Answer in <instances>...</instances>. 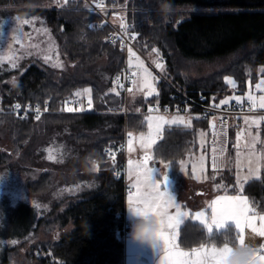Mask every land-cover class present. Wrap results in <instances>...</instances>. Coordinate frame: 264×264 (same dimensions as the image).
Returning a JSON list of instances; mask_svg holds the SVG:
<instances>
[{
    "label": "trees",
    "instance_id": "obj_1",
    "mask_svg": "<svg viewBox=\"0 0 264 264\" xmlns=\"http://www.w3.org/2000/svg\"><path fill=\"white\" fill-rule=\"evenodd\" d=\"M41 1L55 2L0 0V10L17 9L26 15H42L57 35L68 66L58 69L39 59H32L13 85L3 82L5 77L0 76V98L5 106L14 102L48 100L56 111L42 115L39 121L32 118L21 120L2 111L0 120L9 122L14 128L20 126L21 132L27 129L32 134L37 132L34 137L37 138L36 143L32 137L29 139L34 140L35 145L27 146L32 164L45 158V144L50 142L48 137L52 130L56 131H52L56 138H65L73 167L68 165L69 169H66L67 165L51 162V168L43 169L37 178L28 181L31 193L43 197L55 185L70 179L71 182L76 181L77 178L84 179L87 186L53 201L51 209L39 217L29 202H19L13 212L16 219L18 216L24 219L21 227L27 230L13 232L11 238L8 237L12 241L13 237L21 238L19 244L11 245L9 242L0 246V264H8L10 254L27 242L25 236L33 234L40 226L52 228L57 224L63 227L68 223L73 228L62 231L53 240L38 241L36 244L37 250L47 252L40 257L41 264H50L51 257L54 258L51 264H124L125 242L116 232L122 227L123 217L118 216L116 211L125 208V174L116 177L111 170L122 168V146L126 133L146 128V123L141 124L144 114L130 112L125 115L122 112L124 94L120 91L119 96L115 93L105 95L112 88L113 77L124 65L125 55L119 46L106 41L107 25L104 28L88 27L89 24L97 25L100 17L86 9L84 0H69L63 7L56 2L52 6H42L38 4ZM169 2L173 11L164 15L159 10V0H127V16L134 23L135 45L143 53L153 56L157 54L152 49H158L165 73L174 84L190 95L201 94L207 102L217 103L231 91L225 82L226 76L233 77L237 82L238 92L246 90L249 80L250 83L255 82L259 67L264 65V0ZM186 6L202 10L191 11L178 20L176 10ZM189 61L208 62L215 64V68L203 74H186V62ZM249 68L250 75L247 72ZM87 86L92 89L91 109L83 112L64 110L68 98ZM157 88L158 98L174 100L169 84L161 80ZM144 101L143 95L134 94L128 99V107L134 109ZM38 122H41L40 127L36 125ZM200 131H206V121L202 118L193 119L189 129L165 126L163 138L154 146V157L167 162L175 161L171 164V174H177L179 161L188 153L198 151ZM261 133L264 137L263 124ZM39 134L43 136L39 138ZM28 138L24 133L20 136V139ZM104 146L112 148L114 155L105 154ZM228 154L230 156V146ZM91 160L98 168H83ZM219 171L217 179L234 181V172L229 165ZM56 173H63V176L55 180ZM260 176V180L245 183L243 192L251 205L263 213L264 170ZM49 217L53 218L50 220ZM236 231L234 225H228L208 233L198 223L187 222L181 226L179 243L183 248H193L201 243L218 245L225 235H234Z\"/></svg>",
    "mask_w": 264,
    "mask_h": 264
},
{
    "label": "rangeland",
    "instance_id": "obj_2",
    "mask_svg": "<svg viewBox=\"0 0 264 264\" xmlns=\"http://www.w3.org/2000/svg\"><path fill=\"white\" fill-rule=\"evenodd\" d=\"M127 1V0H126ZM62 2V0H61ZM39 5L42 6H52V4H56L55 2L51 1H45L42 3L39 2ZM30 5V4H29ZM17 9H6V10H0V49L3 50L4 55L9 54V45L11 46V51L14 52V59L16 60L18 67L11 68V65L7 60L3 62V65L0 66V76L5 77L3 82L9 83L13 85L12 81L13 78L16 79L20 72L23 71L26 64L32 60V59H39L40 61H43L44 55H51L53 58V61H55L56 56L58 54L59 60L63 63V68L58 69H66L68 66L67 59L63 56L61 52V47L59 43V39L57 35L53 32L51 27L47 24V21L45 18L38 14V13H31L29 15L20 13L19 11H16ZM194 10H202L201 8L196 7H181L180 9H177L178 12V20L181 19L183 16L188 14L191 11ZM36 18V19H33ZM28 19L32 20L33 22L29 25H23L22 31L25 34L23 37V40L21 43L25 45L24 48L21 47L20 43H17L14 39L15 33L13 32V29L23 20ZM47 28L49 30L48 34H45L43 31H37V29H43ZM52 44L54 47L52 48L51 52L47 51L48 46ZM32 45H39L38 48L32 47ZM137 47V46H136ZM138 48V47H137ZM139 49V48H138ZM140 50V49H139ZM141 51V50H140ZM142 52V51H141ZM28 53H31L29 55ZM142 54L148 58L152 63L154 60H157V56H153L150 53H143ZM160 57V56H159ZM141 60L144 61V64L146 67H148L155 76L159 77L158 82L161 80L164 81L166 84H168L167 80H170L169 77L165 72H161L158 68V71L151 68L145 60L140 57ZM158 62H162V58L160 57ZM127 63L129 65V59L127 60ZM51 65L50 63H47ZM155 64V63H154ZM188 73L190 75H197V74H203L210 70H213L215 68V64H211L208 62H202V61H189L186 62ZM264 67V65L259 67V75L258 78L255 80L254 83H250L251 81H248L247 88L243 92H238L237 88H233L230 85L231 93L227 94L223 99L232 97L234 95H240L245 96L246 93L251 91L253 95L260 96L264 95V85L261 86V89H257L256 85L260 84L262 80H264V72H261L260 69ZM133 72H137V69L135 67V59L133 58L132 66L130 67ZM187 72V71H186ZM190 72V73H189ZM9 73V74H8ZM8 76L6 77V75ZM231 77V76H226ZM233 79V77H231ZM134 79L139 81V76H134ZM156 83V87L157 84ZM172 82V81H171ZM136 86H131V88L134 90ZM84 88H90L89 86ZM84 88L80 89L83 90ZM112 88H114L112 86ZM110 88V89H112ZM77 92V91H76ZM134 91L132 93H129V100L132 97ZM85 98V100L88 101L87 95H81ZM128 100V99H127ZM151 100H148L149 102ZM146 101L142 102L145 103ZM129 103V102H128ZM127 103V104H128ZM149 113H145V115H148ZM152 115H165L168 118H171L173 115H182L186 118L188 116H194V114L189 112H175V113H151ZM260 116V115H256ZM252 117V116H249ZM38 127L41 126V122H38L36 124ZM20 126H16V128L12 127L11 124L7 121L0 120V241L3 243H0L1 245H6L9 242L11 243L12 240H8V237L11 238L13 232H20L24 229L22 224L24 223L21 217L18 216L16 219L15 213L13 212V208L21 201L29 202L35 209L37 217L45 214L49 209H51L52 202L58 199H61L64 195L68 193H75L78 190L85 189L86 183L84 179H80L76 181H72L71 179L67 182H62L59 185H55L45 196H41L40 194L37 195L36 193H31L29 191V187L27 185L29 180L35 179L39 176L41 171L43 169H49L51 168V162L52 163H58L62 166H65L66 169H69L73 167L72 160L69 159V153L67 151V147L65 145V138L61 136V138H56L55 134L53 135V132L51 131L49 133L48 141L50 142L45 144V158L41 161L38 160L37 163L32 164L30 157H29V147L28 145L31 144V147H33L35 144H33L35 139L34 137L37 136V132L29 131V129L25 130L24 132H21ZM243 129L242 138L239 141V147H235L237 144L236 139V133L241 131ZM249 131L251 132V135H249ZM146 133L147 132V125L144 130L141 131H128L126 133V140L122 146L123 149V160L121 162V166L124 169L125 173V179L127 185L132 188V184L134 182V177H129L128 175V160H140L144 155V150L141 148L140 144L136 141V137L140 135V133ZM24 133L25 136H29L28 139H20L21 134ZM58 133V132H57ZM128 133H132L133 135V145L132 148L134 151L128 150L127 141L129 139ZM201 133L203 131L199 132V149L196 152L188 153L183 159V161L186 162V167L183 171L180 169V163H179V171L177 174H171V166L168 169H165L163 164H157V166L160 168L161 175L166 172L167 174V180L162 187H167L168 190L176 195L177 201L181 203L182 205H186V208L183 210L195 212L200 210H207L209 208V202L216 198L218 195H237V194H244V192L240 191L239 186L236 184V178L237 174L240 175V177H244L249 175V168H252L253 171L256 170L257 167H259L261 175L262 171L264 170V137L261 134V128L260 125L257 127L256 125H253L250 129L247 124L243 123L242 125L235 129H231V153L228 158V165L232 168L234 172V181H227L226 179H222L219 182H216L212 179L213 176L218 178L220 176L219 170L216 171H209L208 167V161H209V154L208 149L206 148V136L204 135V144L201 146ZM257 133H259V141L256 143L255 153L256 155H259L262 157V159L259 161V164L256 161L255 156L252 157V162L249 164V158L248 153L250 151L249 148L245 147V144H251L252 143V137L256 136ZM32 134V135H31ZM43 136L39 134V138ZM52 136V137H51ZM32 137L31 140H29ZM50 138V139H49ZM22 140V141H21ZM37 138L35 139L36 143ZM21 141V142H20ZM32 141V142H31ZM105 147V146H104ZM66 149V150H65ZM237 152H240L241 155L239 157V166L237 165ZM49 154L56 156L55 160L48 159ZM68 155V156H67ZM203 155L205 157L204 160V168L205 171L203 173H200L197 171L195 175H199L201 177L200 180H197L193 174L192 171V164L197 160L198 157ZM68 158V159H67ZM180 160V161H181ZM155 161H161V159H158L155 157ZM164 161V160H163ZM179 161V162H180ZM70 163V164H69ZM88 165L83 167L87 168L89 170H96L98 166L96 167L93 164V161L87 162ZM164 163H168L167 161H164ZM69 165V167H68ZM63 176V173H56L54 174V179L59 180ZM208 177L207 179H204V177ZM154 179L160 180L163 179L160 177L159 172L155 171L153 172ZM172 183L171 186H169ZM219 184L222 187L217 188L216 185ZM193 185H197L199 187H204L208 191L206 193H197L194 197H192V193L196 191V189L193 187ZM244 187V186H243ZM235 188V191L233 189ZM131 194H135V189L132 188ZM130 193L126 194L125 199V207L128 204V197ZM36 205H39V208L36 207ZM126 211L129 218L131 217L129 214V211L126 207ZM174 211V210H172ZM210 211V210H209ZM258 215H264L263 213H258ZM50 220L53 217H49ZM228 225H234V221H226L225 225L220 227L219 229H224ZM260 225V221L257 220V226ZM73 228V225L71 223H68L66 226L58 227L56 224L52 228H45L44 226H40L36 232L30 233L29 235H26L25 238L27 239L26 243L20 245L16 250H14L10 254V260L8 264H41L40 263V257L45 256L47 252L37 250L35 248L38 241L43 240H53L55 237L59 235L62 231H67ZM215 226H213V231L219 230ZM31 230V229H29ZM129 230L127 231V233ZM127 233L124 238V264H149V262L153 264H159L160 259V252L159 247L156 249L147 248V247H141L137 245L136 243L132 242L131 240L127 239ZM245 240L249 244L253 245L254 248H260L262 244H264V237L257 235L255 232L252 231L251 228L245 229ZM21 239V238H20ZM18 238L13 237V241H16L15 244H19ZM12 245V243H11ZM51 263L54 262V258H50ZM50 263V264H51Z\"/></svg>",
    "mask_w": 264,
    "mask_h": 264
},
{
    "label": "snow or ice",
    "instance_id": "obj_3",
    "mask_svg": "<svg viewBox=\"0 0 264 264\" xmlns=\"http://www.w3.org/2000/svg\"><path fill=\"white\" fill-rule=\"evenodd\" d=\"M58 6L63 7L64 5L68 4L69 0H55ZM86 9L88 5H85ZM96 8L103 11L104 5L103 0L100 3L96 4ZM90 10V9H89ZM36 19V18H33ZM33 21L25 19L21 21L14 29L13 32L16 34L14 39L17 43L21 44V47L24 48L25 45L21 43L24 37V33L22 31L23 25H29ZM104 25H95L89 24L88 27L90 29L93 28H102ZM121 29L124 31L125 35L128 34V29L130 27L134 28V25H127L124 21V18H121L120 23ZM37 31H43L45 34L49 33L47 28L37 29ZM2 34V33H0ZM131 39H136V35L133 34ZM112 43H115V38L112 39ZM123 46V45H122ZM32 47L38 48L39 45H32ZM54 45L50 44L48 46L47 51L51 52ZM9 54L4 55L3 50L0 49V66L3 65V62L7 60L11 65V68L18 67L16 60L14 59V52L11 51V46L9 45ZM152 52L157 54V60H154L156 68H158L161 72H165V65L162 62H158L159 57V50L156 48L152 49ZM31 55V53H28ZM129 54V66H132L133 58L135 59V67L137 72H133L132 76H139V81L133 79L131 82L134 86H136V91L138 93H143L144 99L147 102L148 98L155 97L157 98V104L155 107L151 105L147 108L148 115H145L141 124L147 125V132L140 133L138 137H136V141L140 144L141 148L144 150V155L140 160H128V175L129 177H134V182L132 184V188L135 189V194H131L128 197V204L127 206L137 212V213H153L157 217H159L160 223V230H159V252H160V259L159 264H218V257L225 251L226 249H221L215 243H201L198 247H193L189 251H186L181 248L179 243V236H180V229L181 226L185 225L187 222L198 223L203 228L207 229L208 233L213 231V226L217 229L225 225L226 221H234L235 227L237 231L234 235H225L223 239L227 242L236 243L239 242L243 244L245 242V229L251 228L253 232L257 235L264 237V215H258L257 209L253 207L248 199V197L237 194V195H218L215 199L209 202V208L207 210H200V211H187L183 210L186 208V205H182L177 201L176 195L172 194L168 188L162 187L167 180L166 172L161 175L160 168L157 164H163L165 169H168L172 162L169 161L168 163H164L163 160L155 161V157L153 155L154 146L157 145L158 140L163 138L162 132L165 126L169 128L176 126V127H183L184 129H189L192 127V120L193 119H201L200 116H188L187 118L182 115H173L171 118L166 117L165 115H152L153 112H159V104H158V96L159 92L156 87V83L159 80L158 76H155L153 72L145 66L144 61L140 59L139 56L132 50L131 47L128 48ZM44 62L50 63L53 68H63V63L59 60V56L57 54L55 61L51 55H44L43 56ZM261 72H264V67L260 69ZM249 75L251 74V69H247ZM120 77L117 76L115 83L120 87L123 88L124 85L119 83ZM226 84L230 85L233 88H236L237 82L232 79L231 77H225ZM12 83H15V78H13ZM264 85V80L261 81L260 84L256 85L257 89H261V86ZM127 91L129 93L133 92L132 88H128ZM92 89L91 88H84L83 90H77L75 93L76 96L87 95L88 97V106L91 108L92 105V98H91ZM110 93H115V95L119 96L120 93L114 87L109 90V93H105L108 95ZM234 100L235 103L239 106L242 105L245 100L249 103L250 107L248 111H253L255 109H264V95L256 96L249 91L245 94V96L234 95L232 97H228L225 99L220 100L219 104H213L212 107L219 108L223 105H228L230 101ZM47 103V102H46ZM15 111H19L21 109V105L19 103L13 106ZM68 112H83L86 109L81 106L79 108L68 107L66 109ZM2 111V109H0ZM36 115L35 119L39 121L41 119V113L39 110V105L36 106ZM47 111V108H45ZM112 111V109H109ZM137 112L140 109H136ZM187 111V110H185ZM164 112L167 113L168 109L165 108ZM22 118H27V110H25V115ZM206 118V117H205ZM261 121H264V116H245L244 123L248 125L249 129L256 125L259 127ZM210 126L215 129V124L212 123ZM243 129L236 133L237 144L235 147H239V141L242 138ZM251 135V132L248 133ZM201 146L204 144V133H201ZM213 135L216 137H220L222 135H226V132L223 129L220 132L213 131ZM128 150L134 151L132 148L133 145V135L132 133H128ZM259 141V133L256 136L252 137L251 144H245L244 146L249 148L250 151L248 153L249 164L252 162V157L255 156L257 163L262 159L261 156L256 155L255 148L256 143ZM227 143V141H224ZM264 143V142H262ZM213 171H216L222 165L217 163V149L213 148ZM105 152H110V149H105ZM225 152L224 148L219 149L220 156H223ZM114 155V153H110ZM241 153L237 152V165L239 166V157ZM48 159L55 160L56 156L49 154ZM204 160L205 157L201 155L197 158V160L192 164V171L197 180H200L201 177L199 175H195L197 171L203 173L205 171L204 168ZM180 169L183 171L186 167V162L181 160L180 162ZM95 165V161H93ZM113 164H115V159H113ZM158 171L160 177L163 179L157 180L153 177V172ZM260 169L259 167L253 171L252 168H249V175L240 177L237 174L236 184L239 186L240 191H243V186L245 183H248L251 180H260L261 176L259 174ZM119 175V173H117ZM208 177H204L207 179ZM213 180L216 179L215 176L212 177ZM217 188L222 187L221 185L217 184ZM235 191V188L233 189ZM39 208V205H36ZM174 210V211H172ZM210 210V211H209ZM257 220L260 221V225L257 226ZM212 240V239H209ZM0 243H3L0 241ZM12 244H15L16 241H12ZM253 264H264V244L260 246V248H254V258Z\"/></svg>",
    "mask_w": 264,
    "mask_h": 264
},
{
    "label": "built area",
    "instance_id": "obj_4",
    "mask_svg": "<svg viewBox=\"0 0 264 264\" xmlns=\"http://www.w3.org/2000/svg\"><path fill=\"white\" fill-rule=\"evenodd\" d=\"M84 1L86 5H88L87 9L88 10L90 9L89 10L90 12L95 13L100 17V20L97 23V25L103 24L104 26L107 25L109 27V30L105 37L106 41L111 45L119 46L124 51L125 63L123 67L121 68V70L113 77V85H112L118 91L124 94L125 103H124L122 112L125 115H127L130 112H137L136 109H140V111L137 113H143V114L148 113L147 108L150 105L152 107H155L157 104V99L151 100L145 103H139L135 106L134 109L129 108L127 104L128 103L127 102V95H128L127 89L133 86L131 81L134 79V76L131 75L133 71L127 63V60L129 59L128 48L131 47L137 56L142 57L151 68L158 71L155 64L152 63L148 58H146L142 54V52L136 47L134 40L131 39L134 28L130 27L128 29V34L125 35L124 31L120 27L121 18H124V21L127 25H134V23L130 21L127 16V10H128L127 1L126 0H103V5H104L103 11L96 8V4L100 3L101 0H84ZM104 26L102 28H104ZM113 38H115V43L111 42ZM117 76L121 78L119 83L124 85L123 88H120L115 83ZM167 82L171 88V97L174 100L164 101L158 98V104L160 108V111L158 113H164V109L167 108L168 109L167 113L189 112L197 116H200L202 119H204L206 121V134L208 138L211 170L213 171V167H212L213 151L212 150L214 147L217 149V153H216L217 163L222 165L217 170L223 169L227 163L228 151H229V146H230L231 129L239 128L242 125L243 117L246 115L256 114V115L264 116V109L257 108L253 111H248L250 105L246 100L242 105H239V106L235 103V101H233V102H230L228 105H223L219 108H214L212 107V105L219 104V103L207 102L203 95L201 94H198L197 96L190 95L187 92H185L183 89H181L178 85L171 82L170 80H167ZM17 103L21 105V109L18 112L13 109V106ZM37 105H39L41 116L46 113L56 111V110H53V108H51V104L48 100H43V101L34 100V101H28L25 103L14 102L8 106H5L2 104V99L0 98V109H2V111L4 112L6 111L8 113H11L14 117L21 119V120L28 119V118L35 119V115H36L35 109ZM81 106H83L86 110L91 109L88 106V102L83 101L78 96H72L68 98V100L65 102L64 110H66L68 107L79 108ZM45 108H47V111H45ZM25 110H27V118H22L25 115ZM212 123L215 124V129H213L210 126V124ZM262 124L264 125V121H262ZM222 129L224 132H226V135H222L220 137H216L213 135V131L220 132ZM125 140H126V137H125ZM224 141H227V143H224ZM220 148L225 149L223 156H220L219 154ZM105 149H110V152H105ZM103 152L111 156L110 153H113V149L108 146H105L103 148ZM111 172L116 177H119L122 174H125L124 169L120 167H114L111 170ZM117 173H119V175H117ZM124 191L126 195L127 193L132 192V188L125 185ZM116 214L118 216L123 217L122 227L121 229H117L116 232L118 235L125 237L127 231L129 230V224L132 218L127 217L125 208L121 210H117Z\"/></svg>",
    "mask_w": 264,
    "mask_h": 264
},
{
    "label": "clouds",
    "instance_id": "obj_5",
    "mask_svg": "<svg viewBox=\"0 0 264 264\" xmlns=\"http://www.w3.org/2000/svg\"><path fill=\"white\" fill-rule=\"evenodd\" d=\"M159 10L162 14L168 15L173 11V7L169 0H159ZM131 219L129 224V232L127 239L136 243L141 247L156 249L160 245L159 217L153 213H137L126 206ZM221 249H226L218 257V264H253L254 247L245 242L231 243L224 239L217 245Z\"/></svg>",
    "mask_w": 264,
    "mask_h": 264
},
{
    "label": "crops",
    "instance_id": "obj_6",
    "mask_svg": "<svg viewBox=\"0 0 264 264\" xmlns=\"http://www.w3.org/2000/svg\"><path fill=\"white\" fill-rule=\"evenodd\" d=\"M158 89V88H157ZM134 91V93H133V95L134 94H140V95H143V93H138L137 91H136V87H135V89L133 90ZM232 91H230V93H231ZM74 96H76L75 94H74ZM129 92H128V95H127V99H129ZM80 99H82L83 101H85V102H88L87 100H85V98L84 97H82V96H78ZM225 97V96H224ZM223 99V98H222ZM222 99H220V100H222ZM234 100H232V101H230V102H233ZM127 102H128V100H127ZM220 102V101H219ZM219 102H217V103H219ZM124 103H125V98H124ZM195 116H197V115H195L194 114V116L193 117H195ZM246 116H256V114L255 115H246ZM245 117V116H244ZM244 117H243V119H242V123H243V120H244ZM192 122H193V120H192ZM261 125H262V121H261V123H260V128H261ZM203 133L205 134V136H206V148L208 149V154H209V146H208V138H207V134H206V131H203ZM262 134V133H261ZM230 136H231V132H230ZM199 139V138H198ZM199 142V141H198ZM230 153H231V139H230ZM228 158H229V154H228ZM228 158H227V163H226V166L228 165ZM208 167H209V171L211 172L212 170H211V165H210V155H209V161H208ZM222 180V178H219V179H215L214 181H216V182H219V181H221ZM125 184L127 185V183H126V179H125ZM168 184H170V183H168ZM172 185V183L169 185V186H171ZM128 186V185H127ZM193 187L196 189V191L194 192V193H192V197H194L195 195H197V193H206L208 190L206 189V188H204V187H199V186H197V185H193ZM126 198V197H125ZM253 206V205H252ZM254 207V206H253ZM125 210H126V207H125ZM257 213H261V212H259V211H257ZM126 215H127V217H128V214H127V211H126ZM133 219V218H132ZM219 230H221V229H219ZM218 231V230H217ZM126 236V235H125ZM123 238H125V237H123ZM196 247H198V246H196ZM182 249H184V250H186V251H189L191 248H183V247H181ZM149 264H153V263H151V262H149Z\"/></svg>",
    "mask_w": 264,
    "mask_h": 264
}]
</instances>
